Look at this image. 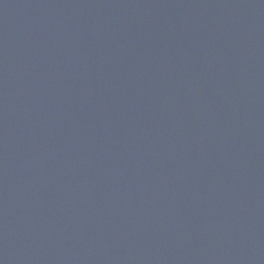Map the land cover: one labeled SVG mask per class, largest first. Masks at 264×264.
I'll list each match as a JSON object with an SVG mask.
<instances>
[{"label":"water","instance_id":"water-1","mask_svg":"<svg viewBox=\"0 0 264 264\" xmlns=\"http://www.w3.org/2000/svg\"><path fill=\"white\" fill-rule=\"evenodd\" d=\"M0 264H264V0H0Z\"/></svg>","mask_w":264,"mask_h":264}]
</instances>
